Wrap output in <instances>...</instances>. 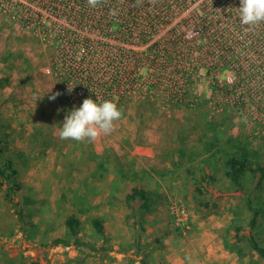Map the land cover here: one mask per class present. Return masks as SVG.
I'll list each match as a JSON object with an SVG mask.
<instances>
[{"label": "rangeland", "instance_id": "obj_1", "mask_svg": "<svg viewBox=\"0 0 264 264\" xmlns=\"http://www.w3.org/2000/svg\"><path fill=\"white\" fill-rule=\"evenodd\" d=\"M13 7L8 5V12ZM42 16L45 18L46 14ZM55 41L11 17L3 16L0 9V134L4 133L2 137L8 144V154L14 156V163L19 169L17 179L37 189L36 201L32 204L36 211H33L32 223L41 222V230L46 226V217L50 218L51 226L61 223L59 214L56 216L60 198L63 193L69 197V185H75L77 179L83 177L82 173L87 174L95 167L96 162L90 158L96 155L100 161L108 160L102 169L105 177L111 175L116 178L117 173L140 175L146 171L142 178L144 182L150 187H159V192L154 194L156 210L143 211L140 230L144 238L153 237L154 240L156 231L160 236L173 237V242L177 239L189 241L192 235H196L201 242L209 238L208 251L215 250V255L220 252L216 248L222 247L226 261L220 264H264V259L250 249L247 239L254 236L264 247V181L253 193L257 196L254 202L261 208V213L256 227L251 229L244 192L226 189L229 181L220 170L214 172L217 182L203 183L206 184V194L199 196L191 182L192 173L200 174L194 168L201 166L198 165L199 158L191 163L192 167L190 163L178 168L174 166L180 162L176 155L179 147L187 149L188 156L202 151L204 141L210 140L213 135L204 129L213 124L223 139H239L245 151L264 167V138L250 119L234 116L232 110L220 113L208 101L209 91H203L208 90L204 86L206 81L200 96H196V106L190 108L164 102L160 94L158 98V94L152 93L154 90L145 95L142 76H139V87L130 95L113 100L122 115L114 121L110 133L93 140L61 139L60 124L67 111L74 106L69 101V90L55 64ZM139 46L130 47L141 53L143 48ZM140 73L142 75V69ZM86 92L77 87L74 98L82 103L89 97ZM54 94L55 99L50 100L49 96ZM19 153L25 157H20ZM88 159L91 162L86 164ZM55 168L60 174L63 171L64 175H52ZM78 168L77 179L72 180L74 178L71 179L66 170L71 173ZM254 181L251 187H254ZM4 193L3 186H0V264H6V257L14 259V264H64L68 251L56 250L63 246L41 247L38 242L41 232L38 239L35 235L30 240L25 239L19 229L24 222L17 220L10 204L4 199ZM200 200L207 202V206H197ZM172 207H181L183 214L173 212ZM194 222L199 224L198 229ZM236 224L242 226L240 234L244 238L240 241L235 238ZM107 227L110 229V226ZM148 231L151 234L148 235ZM42 232L47 234L45 229ZM85 239L95 240L92 230L85 231ZM235 245L241 247L245 254L243 257L233 251ZM63 248L76 250L73 247ZM105 263L113 264V259L106 258L102 264Z\"/></svg>", "mask_w": 264, "mask_h": 264}, {"label": "built area", "instance_id": "obj_2", "mask_svg": "<svg viewBox=\"0 0 264 264\" xmlns=\"http://www.w3.org/2000/svg\"><path fill=\"white\" fill-rule=\"evenodd\" d=\"M238 7L239 0H0L3 16L57 40L54 60L73 106L81 105L77 87L113 101L142 76L145 95L154 90L192 108L206 81L220 113L250 119L264 138V22L241 24Z\"/></svg>", "mask_w": 264, "mask_h": 264}, {"label": "crops", "instance_id": "obj_3", "mask_svg": "<svg viewBox=\"0 0 264 264\" xmlns=\"http://www.w3.org/2000/svg\"><path fill=\"white\" fill-rule=\"evenodd\" d=\"M18 155L22 158L25 157L22 153ZM89 162H91L90 159L87 160L86 164ZM95 168L96 165L87 174L85 172L82 173L83 177H80V179L75 177L80 168L72 170L71 173L66 170L71 179L74 178L72 180L77 179V181L75 185H69L70 189L68 191L70 196L67 197L63 193V196L60 198V204L56 208L58 210L56 216L59 214L61 218L60 224L51 226L50 218L46 217V226L41 230L39 226L41 222H34V225L37 227V234L35 235L37 239L39 238V232H41L38 242L47 244L55 239L67 238L64 219L69 215H76L81 223V238L96 247H101L102 245L106 247L102 251L103 253L101 251L88 253L90 251L86 249H76L75 252L68 248L57 247L56 250L65 249V251L69 252V254L67 252L65 255L64 264H102L109 257L113 259V264H141V262L146 264H220V262L226 261L222 247L216 248L217 252L220 251L218 255H215V250L213 252L208 251L209 238L201 242L200 238L197 239L196 235H192L189 241L177 239L173 242V237L169 238L168 235L166 237L160 236L157 233L158 231L152 232V234L155 232L154 240L153 237L144 238L140 226L143 223V216L141 214L146 210H143L144 212L137 210L141 218L140 220L137 219L136 222L132 208L125 202V196L130 194L132 189L136 187L156 194L159 192V187H150L144 182L145 179L143 180L142 178L146 171H143L140 175H137L139 173L132 175L123 174L117 175L116 178L111 175L99 178L97 174H93ZM57 170V168L53 169L52 175H64L63 171L60 174ZM19 182L22 184V190L18 192L20 199L16 197V200H19L21 203L23 202V198L36 201L35 193L37 189L28 186L25 182ZM34 190L35 192L32 193L31 191ZM137 203L135 205L136 208L140 202ZM154 204L147 211L156 210ZM29 209L36 213L32 205ZM92 219L102 220L106 236L105 244L102 243L101 239L92 230L90 225ZM193 225L198 229L199 224L194 222ZM107 226H110V229ZM44 229L47 231L46 235L42 232ZM89 230H92L93 237L95 238L93 241L85 239V231ZM149 234L151 232L148 231ZM23 236L26 239L24 234ZM43 238H45V241H43ZM46 247L50 246L46 245ZM99 255H101V259H99Z\"/></svg>", "mask_w": 264, "mask_h": 264}, {"label": "trees", "instance_id": "obj_4", "mask_svg": "<svg viewBox=\"0 0 264 264\" xmlns=\"http://www.w3.org/2000/svg\"><path fill=\"white\" fill-rule=\"evenodd\" d=\"M204 130L205 132H212L213 135L211 134L212 137L210 140L204 141L202 151L197 154L191 153L188 156V150L184 147H179L176 150V155L180 158V162H176L174 166L178 168L188 163L191 164L195 159L199 158L200 163L198 165L201 166L194 168H197L200 174L197 176L195 173H192L191 181L199 196L206 194V184L217 182L214 172L220 170L223 177L229 181V185L226 189H234V191L237 192H244L245 207L249 212L248 226L251 229L255 228L258 216L261 213V208L255 204L254 197L257 198V196L253 193L262 186L264 181V167L253 155H250L248 151H245V148L241 146L242 143L239 139L233 137L223 139V136L219 131L215 130L213 124L207 126ZM2 134H0V186H3L5 192L4 199L10 204L13 213L18 217L17 220L21 223L24 222V224L20 225L19 229L21 233L26 236V240H29L37 234V227L31 221L34 214L32 210L29 209L34 201L23 198V202L21 203L19 200H16V197H20L18 192L22 190V184L17 179L19 169L14 163V156L8 154V144L2 137L5 135ZM92 156L89 155V157H92L90 159H93L96 162V168L93 174H97L99 178L104 177L105 174L102 172V169L105 168V164L108 163V160L100 161V157H96V155ZM104 158L101 157V159ZM192 166L193 164H191V167ZM106 168H109V165ZM117 175L122 174L117 173ZM254 179V187H251ZM203 183L206 184L203 185ZM125 202L132 208L134 219L136 221L137 219L140 220L141 216H143V213L139 216L140 214L137 210H150L151 206L156 203L157 200L154 193L136 187L132 189L130 194L125 196ZM137 202H140L137 207L138 209L135 207V205L138 204ZM197 206H207V202L200 200ZM64 225L66 227L67 238L55 239L47 244L41 242L39 245L41 247H46V245H48L50 247L63 246L73 247L79 250L86 249L90 251L88 253H92L93 251L102 252L106 249L104 245L96 247L91 243L85 242L81 238V223L76 215L67 216L64 219ZM90 225L94 233L99 239H101L102 243L105 244L106 236L102 220L92 219ZM241 230V225L236 224L234 226L235 238L239 241L244 238V236L240 234ZM247 239L250 249L264 259V247L255 240L254 236H249ZM233 251L237 252L239 256L243 257L245 255L241 250V247L238 245L234 246ZM5 260L6 264H14V259L11 260L6 257ZM32 264L38 263L32 262ZM141 264L146 263L141 262Z\"/></svg>", "mask_w": 264, "mask_h": 264}, {"label": "clouds", "instance_id": "obj_5", "mask_svg": "<svg viewBox=\"0 0 264 264\" xmlns=\"http://www.w3.org/2000/svg\"><path fill=\"white\" fill-rule=\"evenodd\" d=\"M236 9L243 25L254 27L264 22V0H239ZM55 95L49 96V99H55ZM121 115V110L112 100L94 101L91 97L85 98L79 107L74 106L67 111L60 124L59 137L76 141L93 140L110 133L114 121L120 119Z\"/></svg>", "mask_w": 264, "mask_h": 264}]
</instances>
